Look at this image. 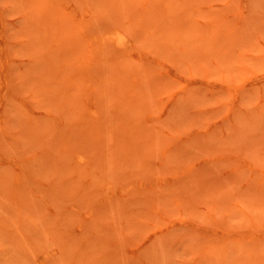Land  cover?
<instances>
[{"label": "rangeland", "instance_id": "374dc122", "mask_svg": "<svg viewBox=\"0 0 264 264\" xmlns=\"http://www.w3.org/2000/svg\"><path fill=\"white\" fill-rule=\"evenodd\" d=\"M0 264H264V0H0Z\"/></svg>", "mask_w": 264, "mask_h": 264}, {"label": "bare ground", "instance_id": "6f19581e", "mask_svg": "<svg viewBox=\"0 0 264 264\" xmlns=\"http://www.w3.org/2000/svg\"><path fill=\"white\" fill-rule=\"evenodd\" d=\"M109 40H115L118 44H125L126 41V36H124L121 32H111L108 37ZM107 39V40H108Z\"/></svg>", "mask_w": 264, "mask_h": 264}]
</instances>
